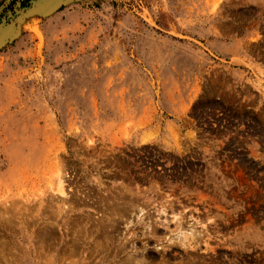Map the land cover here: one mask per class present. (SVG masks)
Listing matches in <instances>:
<instances>
[{
	"label": "rangeland",
	"instance_id": "374dc122",
	"mask_svg": "<svg viewBox=\"0 0 264 264\" xmlns=\"http://www.w3.org/2000/svg\"><path fill=\"white\" fill-rule=\"evenodd\" d=\"M59 2L1 24L0 264H264V0Z\"/></svg>",
	"mask_w": 264,
	"mask_h": 264
},
{
	"label": "bare ground",
	"instance_id": "6f19581e",
	"mask_svg": "<svg viewBox=\"0 0 264 264\" xmlns=\"http://www.w3.org/2000/svg\"><path fill=\"white\" fill-rule=\"evenodd\" d=\"M59 2V0H45V1H43L42 2V6L43 7H45L46 8V10H50V9H52V10H50V11H54V8H55V6H56V4H57V2ZM68 1V0H67ZM61 2H63V1H61ZM60 3V2H59ZM45 13H46V11H44ZM44 12L43 13H41L42 15L44 14ZM48 12V11H47ZM34 17V16H33ZM20 20V19H19ZM16 24V23H15ZM16 32V31H15ZM14 36V25H13V23L12 24H7V25H5V26H1L0 25V46H3V44L4 43H6V40L7 39H9L10 37H13ZM11 39V38H10ZM13 40V39H12ZM7 43H9V41H7ZM57 163V162H56ZM65 163V162H64ZM58 165H56V167L54 168V171L51 173V175H52V177H51V175L49 176V178L51 179L50 180V182H49V185H50V188H51V190H52V192L54 193V192H56L57 193V200H56V198L55 197H51V199H50V202H49V204H47L48 205V208H50V209H52L53 208V206L55 207L54 209H52L55 213L56 212H58V214H57V216H55L56 218V220L54 221V223L56 224V225H63L64 226V228L65 229H67L68 227L66 226V225H68L67 223V220L65 219V220H63V212H67V211H73L74 209H75V206L77 207V205H75L74 204V202L72 203V201L70 200V199H68V192L66 191V188H65V185L67 184H65V179L63 178V176H64V174H66L64 171H65V165H61V164H63L62 162L61 163H57ZM63 166V167H62ZM66 166H67V164H66ZM68 186H70V184L68 185ZM85 191V190H84ZM76 192V191H75ZM74 192V193H75ZM79 192H81L82 193V191H79ZM70 193V192H69ZM72 193V192H71ZM59 194V195H58ZM90 194V193H89ZM119 195H118V197H120V198H118L117 196V198L118 199H120V201H122V203H119L118 205H119V207L117 208V207H112L111 209H110V207H109V209L111 210V211H106V213L107 212H109V213H105L106 214V217H105V219L107 220V222H110V223H112V224H114V223H116V221L115 220H117V217H116V219H115V217L114 216H118V215H120V216H124L125 214L121 211V210H123L122 209V207H124L125 205H128L129 207H136L137 206V204H135L134 202H136L134 199H129L128 197H126L125 196V194L123 193V192H119L118 193ZM87 195H88V193H87ZM54 196V195H53ZM60 196V197H59ZM82 196V195H81ZM85 196V195H84ZM67 197V198H66ZM90 197V196H89ZM46 198V197H45ZM70 198V197H69ZM83 198V197H82ZM86 198H87V196H86ZM128 198V199H127ZM36 199V198H35ZM41 199V198H40ZM47 199V198H46ZM53 199H55L56 201H58L60 204H57V202L56 203H54V200ZM117 199V200H118ZM21 200V199H20ZM19 200V201H20ZM47 200H49V197H48V199ZM73 200V199H72ZM35 201H37V200H35ZM119 201V200H118ZM69 202V203H68ZM9 203V201L8 202H6L5 203V205L6 206H4L2 209L0 208V222H1V224H7V223H10L11 222V220H12V218L14 217V215H16V213H17V211H16V209H15V207L14 206H12L11 205V203H10V205H7ZM34 203V202H33ZM68 203V206L66 205ZM137 203V202H136ZM13 204V203H12ZM17 204V203H16ZM25 204V203H24ZM23 204V205H24ZM38 204V203H37ZM56 204V205H55ZM74 204V205H73ZM82 204H84V203H82ZM102 204V203H101ZM26 205H27V203H26ZM47 205H45V206H47ZM99 205V204H98ZM114 205V204H113ZM121 205H122V207H121ZM17 206V205H16ZM34 206V205H33ZM42 206V205H41ZM67 206V208L68 209H65V207ZM106 206V205H105ZM108 206V205H107ZM35 207V206H34ZM134 207V208H135ZM23 208V207H22ZM31 208H32V205H31ZM48 208H45L46 210L48 209ZM120 208H121V210H120ZM57 211H56V210ZM108 209V208H107ZM126 209V208H125ZM131 209V208H130ZM133 209V208H132ZM33 210H35V209H33ZM33 210H32V212H30V213H32L31 215L33 216L34 214H33ZM45 210V211H46ZM51 210V213L53 212ZM128 210V209H127ZM29 211H31L30 209H29ZM28 211V212H29ZM41 211V210H40ZM49 212V211H48ZM47 212V213H48ZM53 212V213H54ZM129 212V211H128ZM41 213H43V212H41ZM50 213V214H51ZM23 214H24V212H23ZM40 214V213H39ZM44 214V213H43ZM43 214H42V216H41V214L39 215L40 217H43ZM104 214V215H105ZM18 215H19V213H18ZM26 215H30V214H26ZM53 215V214H52ZM55 215V214H54ZM53 215V216H54ZM104 215H102L103 217H104ZM31 216V217H32ZM47 216V215H46ZM101 216V217H102ZM27 217V216H26ZM45 217V216H44ZM67 217V216H66ZM100 217V218H101ZM33 218V217H32ZM34 218H35V216H34ZM33 218V219H34ZM54 218V217H53ZM53 218H51V220L53 219ZM14 219V218H13ZM38 219H43V218H39L38 217ZM38 219L37 220H35V221H38ZM48 219V218H47ZM102 220V218H101V220H102V223H101V220H100V222H98V223H101V224H104L103 223V221H106V220ZM119 219V218H118ZM24 220V219H23ZM28 220V219H27ZM26 220V221H27ZM49 220V219H48ZM48 220H46L43 224H42V222L40 223V227H41V224H42V227L40 228L41 230L42 229H44V230H46V231H37L38 233H40V237L39 238H41V242L40 243H44L45 241L44 240H48V238H49V236H50V238H51V235H52V237L53 236H55L54 235V233L53 232H55V231H53V227H54V223H53V221H48ZM75 220V219H74ZM118 221V220H117ZM28 223H29V220L27 221ZM34 222V221H33ZM61 222H62V224H61ZM71 222H72V220H71ZM73 222H75V221H73ZM82 222V221H81ZM84 222V221H83ZM88 222V221H87ZM86 222V223H87ZM118 223V222H117ZM36 224V223H35ZM82 224V223H81ZM84 224V223H83ZM95 224V223H94ZM93 224V225H94ZM119 224V223H118ZM118 224H117V226H118ZM26 225V224H25ZM85 225V224H84ZM83 225V226H84ZM115 225V224H114ZM8 226V225H7ZM12 226V225H11ZM35 226V225H34ZM82 226V225H81ZM90 226V225H89ZM92 226V225H91ZM90 226V227H91ZM109 226H110V224H109ZM7 228V227H6ZM55 228V227H54ZM97 228L98 229H100L98 226H97ZM114 228H115V226H114ZM37 229V228H36ZM72 229H74V228H72ZM82 229H84V228H82ZM88 229H90V228H88ZM97 229V230H98ZM108 229H109V227H108ZM78 230V229H77ZM93 230H95V229H93ZM70 231V230H69ZM74 231V230H73ZM86 231H87V229H86ZM89 232H90V230H88ZM96 231V230H95ZM100 231V230H99ZM98 231V232H99ZM105 231H107V230H105ZM71 232V231H70ZM84 232V231H83ZM91 232H92V230H91ZM90 232V233H91ZM109 232V231H108ZM73 233V232H72ZM81 233V232H80ZM87 233V232H86ZM111 233H112V231H111ZM111 233H110V235H111ZM63 234V236H62V239H64V236L65 235H68V232L66 231L65 233H62ZM89 233H87V235H88ZM91 234H93V233H91ZM88 235V236H94V235ZM101 234V233H100ZM109 236V234H106V236ZM114 235V234H113ZM3 236V235H2ZM46 236H47V239H44V238H46ZM76 237H78L77 236V233H76V235H75ZM86 238V236L84 235V233H83V235H79V237L78 238H76V237H74L73 239H75L74 241H73V239H72V242H73V245H72V248L71 247H69V248H71V251H70V253H74L75 254V252H74V250L76 249V248H74V247H76L75 245H76V243H77V240L78 241H83L82 239H84V237ZM87 236V237H88ZM100 236V235H99ZM105 236V237H106ZM108 236H107V238H108ZM112 236V235H111ZM113 237V236H112ZM187 237V236H186ZM49 238V239H50ZM94 238V237H93ZM96 238L98 239V237L96 236ZM100 239H101V236H100ZM105 239L106 238H104L103 240L105 241ZM40 240V239H39ZM53 240V239H52ZM95 240V239H94ZM4 241V240H3ZM50 241V240H49ZM58 241V240H57ZM68 241V240H67ZM2 241H0V243H1ZM71 242V241H70ZM100 242V241H99ZM110 242V241H109ZM14 243V242H13ZM55 243V242H54ZM101 243V242H100ZM107 243H108V240H107ZM3 244V243H2ZM5 244V243H4ZM3 244V245H4ZM51 244H53V243H51ZM68 244V243H67ZM77 244H79V242L77 243ZM95 244H96V242H95ZM105 244H106V242H105ZM104 243H103V245H105ZM2 245V246H3ZM62 245H63V243H62ZM83 245H85L84 243H83ZM50 246H52V245H50ZM71 246V245H70ZM78 246V245H77ZM101 246H102V244H101ZM106 246V245H105ZM1 247V246H0ZM5 247V246H4ZM47 247V246H46ZM46 247H44L45 249H46ZM82 247V246H81ZM90 247V246H89ZM103 247V246H102ZM122 247V246H121ZM21 248V247H20ZM83 248H85V246H83ZM98 248V247H97ZM3 247H1V250H0V252H3L4 253V250L6 251V249L4 248L3 250ZM61 249V248H60ZM67 249V248H66ZM94 249V248H93ZM99 249V248H98ZM103 249V248H102ZM101 248L99 249V250H102ZM122 249H124L123 247H122ZM69 250V249H68ZM67 250V251H68ZM80 250V249H79ZM66 251V250H65ZM92 251V250H91ZM97 251V250H96ZM125 251V250H124ZM97 252H99V251H97ZM103 252V251H102ZM110 252V251H109ZM6 253H7V251H6ZM67 253V252H66ZM69 253V254H70ZM100 253V252H99ZM43 254H45V253H43ZM62 254V253H61ZM71 255V254H70ZM69 255V256H70ZM101 255V254H100ZM116 255V254H115ZM115 255H113V256H115ZM3 256H4V254H3ZM40 256H41V251H40ZM86 256V255H85ZM108 256H109V254H108ZM130 256V255H129ZM128 256V257H129ZM132 256H133V254H132ZM131 256V258L129 259V260H131L132 262H134L133 260L134 259H136L135 258V256L134 257H132ZM42 257V256H41ZM107 257V256H106ZM106 257H104V258H106ZM111 257V256H110ZM5 258V257H4ZM112 258V257H111ZM110 258V259H111ZM14 259V258H13ZM139 259H142L143 260V258H139ZM16 260V259H15ZM128 259H126V261H127ZM14 261V260H13ZM108 261V260H107ZM106 261V262H107ZM125 261V260H124ZM137 261V260H136ZM141 261V260H140ZM139 261V262H140ZM102 262V261H101ZM100 262V263H101ZM105 262V261H104ZM110 262V261H109ZM4 263V262H3ZM8 263H9V261H8ZM12 263H14V262H12ZM142 263V262H141ZM121 264V263H120Z\"/></svg>",
	"mask_w": 264,
	"mask_h": 264
},
{
	"label": "water",
	"instance_id": "95a60500",
	"mask_svg": "<svg viewBox=\"0 0 264 264\" xmlns=\"http://www.w3.org/2000/svg\"><path fill=\"white\" fill-rule=\"evenodd\" d=\"M40 0H34L32 1V3L30 4V6L22 11H19V12H16L15 14L13 15H10V17L8 19H5L3 21L0 22V25L1 24H5V23H10L12 21H14V19H16L20 14H21V17L24 15V14H32V13H35V12H43L42 9H46L45 7H43L41 4L40 6L37 5V2H39ZM66 1V0H65ZM66 3V2H65ZM65 3H62L58 8H61ZM20 22L17 21V25H19Z\"/></svg>",
	"mask_w": 264,
	"mask_h": 264
}]
</instances>
